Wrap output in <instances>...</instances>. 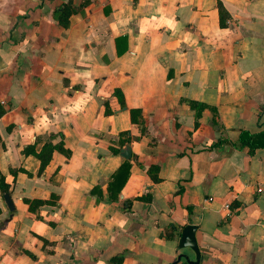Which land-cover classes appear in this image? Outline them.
I'll return each mask as SVG.
<instances>
[{
	"label": "crops",
	"instance_id": "1",
	"mask_svg": "<svg viewBox=\"0 0 264 264\" xmlns=\"http://www.w3.org/2000/svg\"><path fill=\"white\" fill-rule=\"evenodd\" d=\"M0 175V264H264V0H0Z\"/></svg>",
	"mask_w": 264,
	"mask_h": 264
},
{
	"label": "water",
	"instance_id": "2",
	"mask_svg": "<svg viewBox=\"0 0 264 264\" xmlns=\"http://www.w3.org/2000/svg\"><path fill=\"white\" fill-rule=\"evenodd\" d=\"M131 147L127 146L124 149L121 150V154L123 157L130 159L131 158ZM5 199L7 201L8 207L10 209V211H14V206H13V202L11 200V197L9 194H5ZM12 218V215L10 216V219ZM196 227L195 226H187L182 233V238H181V242H180V247H191L197 256V262L196 263H192V264H199V260H200V252L199 249L197 247V243H196V239H195V235H194V231H195ZM187 259V258H186ZM189 261V259H187Z\"/></svg>",
	"mask_w": 264,
	"mask_h": 264
},
{
	"label": "trees",
	"instance_id": "3",
	"mask_svg": "<svg viewBox=\"0 0 264 264\" xmlns=\"http://www.w3.org/2000/svg\"><path fill=\"white\" fill-rule=\"evenodd\" d=\"M256 136L253 135V134H250L249 132L247 131H243L241 133V136H240V143H241V147L243 146H246V145H249L250 146V151L251 153L254 151L255 149V144H254V138ZM224 142L223 140H220L219 142H217L216 144H212V145H208L207 147L205 148H212L216 145H219L220 143ZM204 148V149H205ZM113 151H116L117 152V149L115 148H111ZM129 165H125V167H128ZM0 189L3 193H8L9 192V185L6 184L5 182V179L2 175H0Z\"/></svg>",
	"mask_w": 264,
	"mask_h": 264
},
{
	"label": "built area",
	"instance_id": "4",
	"mask_svg": "<svg viewBox=\"0 0 264 264\" xmlns=\"http://www.w3.org/2000/svg\"><path fill=\"white\" fill-rule=\"evenodd\" d=\"M1 104H3L4 106H7L8 103L6 102V100H1ZM225 208H227L228 210H230V205L226 204Z\"/></svg>",
	"mask_w": 264,
	"mask_h": 264
}]
</instances>
